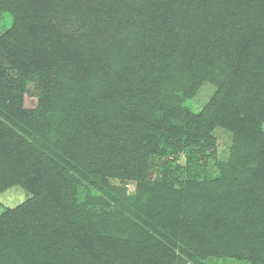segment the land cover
<instances>
[{
  "label": "trees",
  "instance_id": "obj_1",
  "mask_svg": "<svg viewBox=\"0 0 264 264\" xmlns=\"http://www.w3.org/2000/svg\"><path fill=\"white\" fill-rule=\"evenodd\" d=\"M4 15L0 193L30 197L0 213V264H264V0H0Z\"/></svg>",
  "mask_w": 264,
  "mask_h": 264
},
{
  "label": "rangeland",
  "instance_id": "obj_2",
  "mask_svg": "<svg viewBox=\"0 0 264 264\" xmlns=\"http://www.w3.org/2000/svg\"><path fill=\"white\" fill-rule=\"evenodd\" d=\"M10 24V18L5 15L0 18V36L5 33L7 26ZM30 93L26 94L25 103L28 107H33L37 102V90L34 88L33 84L29 85ZM207 97L206 94L202 91L198 93L194 98L188 99L187 103L190 107L199 111L202 106L206 103ZM218 137V146L216 149V156L218 159H222L226 155V150L228 148V134L225 131L219 130L217 132ZM215 151V150H214ZM179 163L185 164V156L183 153H179L178 160ZM209 166L215 167L214 158H210L208 160ZM113 183L118 185L119 187H125L127 189V193L131 194L135 191V183L129 181H121L114 180ZM30 197V193L26 191L24 188L20 186H12L3 192L0 193V213L7 208H12L17 206L18 204L25 201ZM208 264H249L245 261H237L234 259H222V258H210L208 260Z\"/></svg>",
  "mask_w": 264,
  "mask_h": 264
}]
</instances>
